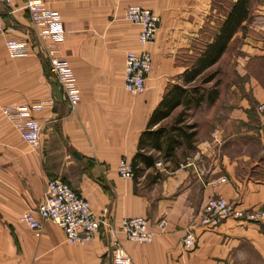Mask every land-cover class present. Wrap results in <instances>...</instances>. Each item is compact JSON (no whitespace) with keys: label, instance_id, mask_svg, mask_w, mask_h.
Listing matches in <instances>:
<instances>
[{"label":"crops","instance_id":"crops-1","mask_svg":"<svg viewBox=\"0 0 264 264\" xmlns=\"http://www.w3.org/2000/svg\"><path fill=\"white\" fill-rule=\"evenodd\" d=\"M43 1L62 21L65 37L55 45L73 70L80 100L71 108L53 93L54 76L25 0H0V22L8 28L0 36V264H111L109 249L117 237L130 264H264V218L196 225V244L188 249L182 242L208 197L264 208V115L255 110L264 99V0H249L225 50L192 79L188 72L237 0ZM138 3L160 17L155 38L144 46L138 42L140 24L125 17L126 7ZM9 37L25 40L28 53L11 57ZM143 48L152 65L146 88L133 94L124 88L125 53ZM205 73L212 76L205 80ZM174 86L188 91L148 127ZM40 102L33 111L41 123L35 148L1 106ZM145 130L150 132L140 148ZM139 151L144 157L134 175L120 176L118 160L132 163ZM57 177L110 223L92 240L71 244L52 221H44L36 236L21 219L43 203L46 182ZM164 211L168 224L159 229ZM135 215L149 220L152 241L129 240L120 229L122 218Z\"/></svg>","mask_w":264,"mask_h":264},{"label":"built area","instance_id":"built-area-1","mask_svg":"<svg viewBox=\"0 0 264 264\" xmlns=\"http://www.w3.org/2000/svg\"><path fill=\"white\" fill-rule=\"evenodd\" d=\"M25 6L30 12L36 36L39 37V50L49 64V70L60 85L61 92L66 99L67 106L74 108L80 100L76 78L68 61L59 53L56 42L63 40L65 30L57 10L46 6L43 0H25ZM125 17L140 24L138 42L144 46L153 41L160 24L157 13L141 4H131L125 9ZM12 28V27H9ZM0 22V36L7 30ZM6 50L11 57L24 56L28 53L29 45L25 40L9 37L5 41ZM124 88L133 94H138L146 88L147 74L152 65L150 52L143 48L139 51L127 50L125 53ZM43 103L23 105L11 103L1 106L8 121L14 124L19 135L27 140L32 147L41 144V123L33 116ZM256 112L264 115V99L260 100L255 108ZM192 164L193 161L188 160ZM164 162L158 158L155 165L161 168ZM118 173L122 177L134 175V165L125 158L118 160ZM221 180H224L222 178ZM43 203L37 208L26 209L21 219L31 227L36 236L42 234L44 221L59 224L67 242L85 243L94 238L102 224L110 223L105 217H99L91 206L89 198L77 192L71 185L60 178H51L46 182ZM264 216L263 208H239L223 196H211L204 202L197 216L190 222L182 242L185 248L190 249L196 244L197 236L194 232L196 225L216 226L227 218L245 220H261ZM120 229L129 240L139 243L150 242L154 238V231L150 228L147 217L135 215L124 217ZM168 224L167 212L164 211L157 222L159 229H165ZM111 264H130V256L120 242L113 238L109 249Z\"/></svg>","mask_w":264,"mask_h":264},{"label":"trees","instance_id":"trees-1","mask_svg":"<svg viewBox=\"0 0 264 264\" xmlns=\"http://www.w3.org/2000/svg\"><path fill=\"white\" fill-rule=\"evenodd\" d=\"M248 2L249 0H237L233 4L232 8L227 14V17L220 26V32L216 35L212 43L208 44L207 48L204 50L198 60V65L196 67H193L188 72L189 78H195L198 73L212 65V63L215 62L217 58L222 54V52L226 48L227 41L236 30V27L240 24L241 20L247 16ZM211 76V73H205L204 79L208 80ZM193 89L196 90L197 88L193 87ZM187 91V87H172L170 92L167 93V95L160 101L159 105L153 111L150 117L148 127H151L152 124L156 123V121L160 120V118H163L168 115L170 110L182 101L181 99ZM162 130L163 127L160 126L157 128V130L154 131V133L161 132ZM149 132L150 130L143 131V135L139 142L140 148L143 147L144 143L146 142L145 140L147 139ZM143 157L144 153H142V151L137 152L132 161L135 169H137L136 162L138 161V159Z\"/></svg>","mask_w":264,"mask_h":264},{"label":"water","instance_id":"water-1","mask_svg":"<svg viewBox=\"0 0 264 264\" xmlns=\"http://www.w3.org/2000/svg\"><path fill=\"white\" fill-rule=\"evenodd\" d=\"M52 89H53V93H55L58 98L61 99L63 97V93L61 92L60 85L56 79H53L52 81Z\"/></svg>","mask_w":264,"mask_h":264},{"label":"rangeland","instance_id":"rangeland-1","mask_svg":"<svg viewBox=\"0 0 264 264\" xmlns=\"http://www.w3.org/2000/svg\"><path fill=\"white\" fill-rule=\"evenodd\" d=\"M46 64H48V62L46 61ZM48 66H49V64H48ZM264 209V208H263ZM263 218H264V216H263ZM263 218H261V219H263ZM259 221V220H258ZM263 231H264V229H263Z\"/></svg>","mask_w":264,"mask_h":264}]
</instances>
